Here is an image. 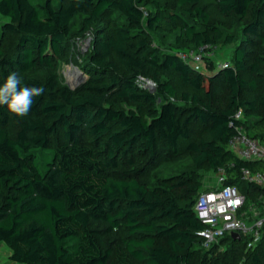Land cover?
Returning a JSON list of instances; mask_svg holds the SVG:
<instances>
[{
  "label": "trees",
  "instance_id": "obj_1",
  "mask_svg": "<svg viewBox=\"0 0 264 264\" xmlns=\"http://www.w3.org/2000/svg\"><path fill=\"white\" fill-rule=\"evenodd\" d=\"M171 1L165 12L150 10L148 0H0L9 18L0 32L14 37L9 51L0 43V82L17 71L24 83L44 87L27 114L0 106L6 264H118L105 239L114 229L126 233L119 264H197L204 224L194 206L209 171H223L247 205L262 206L264 186L241 170L263 169L264 161L241 158L229 141L242 108L247 133L264 144V0H214L238 30L219 25L203 0ZM79 15L81 32L99 34L78 63L87 77L71 88L57 65ZM166 30L175 32L173 50L152 43L151 32ZM219 42H238L232 63L219 70L212 59L206 72L179 55L181 47ZM170 71L189 89L162 75ZM140 76L156 82V93ZM164 163L175 169L163 174ZM263 241L264 225L251 264H264ZM225 244L227 251L247 246L227 234L207 250Z\"/></svg>",
  "mask_w": 264,
  "mask_h": 264
},
{
  "label": "rangeland",
  "instance_id": "obj_2",
  "mask_svg": "<svg viewBox=\"0 0 264 264\" xmlns=\"http://www.w3.org/2000/svg\"><path fill=\"white\" fill-rule=\"evenodd\" d=\"M161 5L158 6L157 2ZM203 5H207L208 12L210 15L216 19L219 25L230 29V30H238L241 25L236 20V18L228 20L222 14H220L217 5L215 4L214 0H203ZM174 4L171 0H148L147 7L150 10L159 11V8H164L165 12L166 9L173 8ZM83 15H79L75 18L73 25H72V34L69 36L67 41V49L66 55L64 58L60 59L57 65V72L59 75V80L61 83L70 86L71 88H76L82 82H84L85 78L87 77L86 73L83 69L79 66L78 63L86 62L87 59L90 57V54L93 52L95 46V39L96 36L99 34L96 28L92 30L82 31L83 27ZM168 20V18H165ZM9 21L8 17L3 16L0 13V23H4ZM104 24H102L103 26ZM14 40V37L10 34H2L0 32V43L1 47L5 50H11V45ZM151 40L154 45H158L162 47L164 50H173L176 45V37L175 32L172 30H166L165 32H151ZM238 42H234L231 44H224L219 42L217 44L216 51L214 52L211 58H205V60L201 63H193L192 65L197 68L209 72L208 69V60L212 59L215 64L216 70L221 69L226 63H232V58L234 54L235 47ZM186 49V50H184ZM180 50L189 51L191 49L181 47ZM76 68L77 73L80 75L77 78L70 76V69ZM164 77L171 80L179 89V91L189 89L186 85L182 83L178 74L174 71L166 72L162 74ZM140 85L145 89L156 93L157 91V84L156 82L149 77L141 78L139 81ZM17 123L14 122L10 130L12 134H14L17 130ZM160 171L163 174L173 171L175 169L174 165L171 163H164L161 164ZM209 171L206 176L211 175L210 180H215V178L219 177L222 172ZM215 177V178H214ZM214 178V179H213ZM208 187V186H205ZM95 226L105 228L104 223H95ZM126 233L122 229H114L111 232L106 233V244L111 247L113 254L111 259L119 264V260L117 258L116 253H124V238ZM204 245V244H203ZM231 249L227 251L226 244L221 247L215 248L211 250L212 252L208 251L210 247L203 246L199 256L196 259L197 264H251L252 261V252L254 248L247 247L246 245H231L229 246ZM262 249L264 250V241L262 244ZM11 251L5 243H0V264H6L11 262ZM205 260L204 263L202 260Z\"/></svg>",
  "mask_w": 264,
  "mask_h": 264
},
{
  "label": "built area",
  "instance_id": "obj_3",
  "mask_svg": "<svg viewBox=\"0 0 264 264\" xmlns=\"http://www.w3.org/2000/svg\"><path fill=\"white\" fill-rule=\"evenodd\" d=\"M217 44L203 43L189 51L180 50L179 55L193 63H201L205 58H211L216 51ZM226 63L223 67L228 66ZM144 78L140 76L138 81ZM146 78V77H145ZM243 109H238L230 121L234 125V134L229 141V147L245 160L264 161V144L257 138L250 136L243 123ZM219 176L217 184L203 190L195 203V211L204 226L197 231L207 247L220 243V239L227 234L237 232L240 239L245 238L248 247H255L262 238L264 225V198L262 206L255 203L247 205L246 195L236 185L225 184L224 172ZM242 178L264 186V168L253 170L243 167ZM263 207V208H262Z\"/></svg>",
  "mask_w": 264,
  "mask_h": 264
},
{
  "label": "clouds",
  "instance_id": "obj_4",
  "mask_svg": "<svg viewBox=\"0 0 264 264\" xmlns=\"http://www.w3.org/2000/svg\"><path fill=\"white\" fill-rule=\"evenodd\" d=\"M44 92V87L28 85L23 82L17 71H9L0 82V106L15 114H27L34 102V97Z\"/></svg>",
  "mask_w": 264,
  "mask_h": 264
},
{
  "label": "crops",
  "instance_id": "obj_5",
  "mask_svg": "<svg viewBox=\"0 0 264 264\" xmlns=\"http://www.w3.org/2000/svg\"><path fill=\"white\" fill-rule=\"evenodd\" d=\"M216 173H217V172H216ZM216 173H215V174H216ZM220 175H221V174H220ZM210 178H211V175H209V176H205L204 181H203V182H204V186H208V187H210V186H212V185L217 184L218 181H219V180H218L219 177H218V178H217V177H216V178L214 177L215 180H210ZM214 178H213V179H214Z\"/></svg>",
  "mask_w": 264,
  "mask_h": 264
},
{
  "label": "bare ground",
  "instance_id": "obj_6",
  "mask_svg": "<svg viewBox=\"0 0 264 264\" xmlns=\"http://www.w3.org/2000/svg\"><path fill=\"white\" fill-rule=\"evenodd\" d=\"M69 74H70L71 77H74V78H77V77H79V76L81 75V74L79 75V74L77 73L76 68H73V67L70 69V73H69ZM81 76H82V75H81Z\"/></svg>",
  "mask_w": 264,
  "mask_h": 264
},
{
  "label": "water",
  "instance_id": "obj_7",
  "mask_svg": "<svg viewBox=\"0 0 264 264\" xmlns=\"http://www.w3.org/2000/svg\"><path fill=\"white\" fill-rule=\"evenodd\" d=\"M231 235H232L233 237H235V238H238V239L241 238L240 235H239V233H237V232H232Z\"/></svg>",
  "mask_w": 264,
  "mask_h": 264
}]
</instances>
